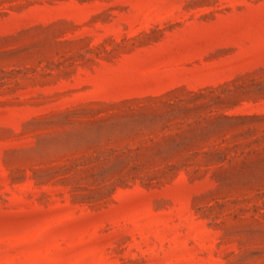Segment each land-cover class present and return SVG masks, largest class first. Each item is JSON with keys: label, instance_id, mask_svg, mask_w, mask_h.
I'll return each mask as SVG.
<instances>
[{"label": "rangeland", "instance_id": "obj_1", "mask_svg": "<svg viewBox=\"0 0 264 264\" xmlns=\"http://www.w3.org/2000/svg\"><path fill=\"white\" fill-rule=\"evenodd\" d=\"M0 264H264V0H0Z\"/></svg>", "mask_w": 264, "mask_h": 264}]
</instances>
